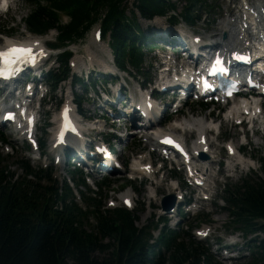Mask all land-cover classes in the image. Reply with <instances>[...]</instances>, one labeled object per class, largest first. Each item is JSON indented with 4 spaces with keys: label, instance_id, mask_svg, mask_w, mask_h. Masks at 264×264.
Wrapping results in <instances>:
<instances>
[{
    "label": "trees",
    "instance_id": "16d2710c",
    "mask_svg": "<svg viewBox=\"0 0 264 264\" xmlns=\"http://www.w3.org/2000/svg\"><path fill=\"white\" fill-rule=\"evenodd\" d=\"M23 1L29 8L22 17L27 31L57 30L55 40L49 42L52 48L66 47L98 22L103 34L110 35L116 66L127 69L129 65L138 74L142 73L145 58L142 47L148 45L150 38L141 29L137 14L144 19L168 16L172 24L194 26L202 17L201 11L212 7L208 0H133L132 8L128 7V0ZM61 13L67 14L66 23L61 22ZM9 24L2 23L1 30L12 33L6 28ZM69 56L68 49L62 50L57 56L58 66L44 74L53 89L70 76ZM71 78L86 86L79 77ZM75 98L80 108L84 96ZM0 139L6 141L1 132ZM16 163L22 175H15L0 162V264H221L203 242L189 231H179L181 225L175 230L168 227L165 219H152L138 226V209L101 211L102 203L94 196L84 198L83 208L66 180L58 183L51 177L50 168L34 169L24 158ZM259 164L263 178H242L240 183L225 187V196L220 197L235 229H241L247 238L250 234H263L262 238H252L245 264H264V159ZM77 173L80 175L81 171H73L74 176ZM76 184L85 185L82 175ZM106 184L108 178L98 187ZM191 226L188 224L187 228ZM156 230L158 234L154 236ZM185 235L189 236L187 241Z\"/></svg>",
    "mask_w": 264,
    "mask_h": 264
},
{
    "label": "rangeland",
    "instance_id": "374dc122",
    "mask_svg": "<svg viewBox=\"0 0 264 264\" xmlns=\"http://www.w3.org/2000/svg\"><path fill=\"white\" fill-rule=\"evenodd\" d=\"M172 1L176 2L177 0H172ZM132 2L133 0H128V5L130 8H132ZM208 2L211 5H213V8L207 11H201L202 20L197 23L196 27L191 28L186 26L184 23H179V25H176L171 29L174 30V32L179 33V36H181L180 34L186 33L189 30L198 33H205L206 35L216 34L218 33L219 27L222 24L221 21L223 20L225 9L228 10L231 9L232 13L234 14L235 13L234 11L237 10L238 7H240V0H234V2H228V0H208ZM180 7L181 4L179 5V9ZM28 10H29L28 4L25 1L10 0L8 10L6 12L0 10V29H4L2 23L9 22L10 24L6 28L12 29L11 30L12 33L9 34L8 37H13L18 39H23L27 37L28 34L22 24V17H24L28 13ZM225 13L227 14L226 11ZM127 15L130 16L128 12ZM154 18H152L151 20H145L142 19L140 16H138V22L141 26V29L147 35L150 33H154L157 36L163 35L161 32H163V30H168V25L165 21L167 20V18L166 17L159 19L157 18L154 19ZM96 26L97 23L96 24L94 23L85 33L84 40L80 41V43L76 45L71 46L72 48L71 61L72 63H74V65L71 67V65L69 64L71 67V72H73L76 77H80V78L84 77L83 79H85V75H88V81L95 82L96 85L95 87L92 85L91 86L87 85L88 90L84 89L83 86H80L79 83H75V84L72 83L74 96L75 94H81L83 92L86 93L87 98L86 101H84L83 104L81 105V109H84L87 112L86 113L87 116L86 118L83 117V120L89 121L90 123H93L91 119L92 116L91 114H93L94 108L96 109V112L97 111L103 112V110H101L102 108L100 110H97L98 108H100V105L105 106L112 101L113 91L114 89H116V86H114V84H111L109 82L114 80L116 84L118 83L121 84V86L124 88V90L121 91L122 92L121 97L126 92V86H124V78H123V76H126L125 73L124 74L119 73V76L113 78L110 76L111 75L110 73L115 71L112 67V64L110 68H107L106 66L103 67L98 66L97 62L92 61V59L87 60L88 58L87 56L89 55V53L87 52V49L89 47L88 45H90L91 50H93L91 42L93 39L92 35L96 29ZM55 35H56V31L52 29L47 34H44L40 37L45 41L46 44V42H48L49 40H53ZM4 38H6V36L0 33V44L5 40ZM180 39H182V37H180ZM99 43L101 47L103 46L105 48V50L103 51L102 49H96L93 50L92 53L94 54V53H98L99 51H102L101 53L99 52V55L101 57L102 55H105L103 57L111 61L110 49L107 46L106 40H100ZM160 45L161 44L158 43V45L154 49H147V48L144 49L143 52L145 54V58H144V63L142 65L143 66L141 70L142 73L138 77L139 79L138 81L135 80L136 78L134 79L131 76L127 75L128 82H130L131 85L133 84L135 89L138 88L137 85L140 82H143L142 83L143 85H147V82L150 81V85L152 86L155 80L157 79V71L155 69V66L157 65L160 59L159 58L160 52L157 50V47H159ZM164 49H168V47ZM59 50L62 49H57L52 51L58 53ZM50 51L51 50H48V52ZM53 59H54V55L47 62L48 67L55 65L53 63ZM93 60H96L95 56L93 57ZM85 62L93 64L89 74H87L88 68H85ZM81 68L82 70H84V72L82 73L80 72ZM132 71L133 74L139 75L136 73L134 69H132ZM70 80L71 77L65 79L58 85L56 89L51 91L49 99L45 100V104L40 110L41 116L44 115L43 116L44 118H42L38 124L37 134L41 139L45 141L42 149L43 152L45 153V156L42 157L40 160L36 161L32 159V151L30 150L29 147H27V145H25L24 141H22L19 138V133H14L11 131V133L8 134L5 131L4 127L0 125V132H2L6 136L8 142L10 141L8 144H4V145L0 144V159H1L0 162L1 164L7 165L10 171H13L15 175L18 176L22 175L23 171L16 162L20 158H25L30 161V165L34 169H36L37 167H45L44 165L48 164L51 165L52 168L55 170V173H53V175H56L59 178L64 177L66 174L70 176L71 172L70 170L67 169V167L63 165L57 166L53 164L52 161L53 153L50 154V150H49V141H50L49 138L51 136V126H52L50 124H52L51 121L53 120L52 108H54L53 106L62 100L63 95L61 94L60 89L66 88L67 90V84L70 82ZM46 85L48 84L46 83ZM101 85L105 87L106 93L108 94L107 96H109V98L105 96V94L103 93V91H101V89H99L101 88ZM131 87L132 86H130L129 88ZM98 89L100 92L99 96L95 93V91H97ZM158 97H160L159 101H161L162 104H164L166 101L172 100L169 99L167 96H163L161 94H158ZM49 102L51 104H49ZM210 109L211 108L209 107L206 110L202 111L198 103L190 102L188 104L183 105L179 113L174 116H171L170 120L172 121L175 118L176 119L181 118L183 115H185L187 118H190L192 116V112H194L193 116L195 117H205V116L208 117ZM213 114L217 115V118H215V116L214 117L209 116V117H212L211 121H214L218 125V122L221 120V116H220L221 113H219V111H214ZM98 121L94 123L99 124L101 127H104L105 129L109 128L108 123H105L102 120H98ZM221 123H222L221 125H218L215 128V130H219L218 134H214L211 131H206L205 133V137L207 139L209 138L213 139L214 143L212 144V150H214V152L218 155L216 157L214 153L216 158L213 161V164L211 165L212 168L210 171L211 176L209 177V183H208L210 188L208 189L205 195V196H209L210 200H201L200 202H198V205H202L200 210L197 213L193 212L190 214L189 213L186 214L184 219H182L181 216L175 215L174 218L170 220L169 224L171 227L175 228L174 226H176L177 223L181 222V226L178 228V230L185 231V226L187 224L190 223L194 224L195 221L199 218H208L206 221L201 220L202 221L201 223H207L211 227L212 233L209 236V239L206 241V243L210 244L212 252H215L217 257L216 258L214 256L215 259L221 261L222 262L221 264H227V260L223 258V256L221 255L222 251L218 248H215V246H211V243L214 242V240L217 237L221 239L222 242L221 244H224L225 241L229 238V235H232L237 240V244L234 246L236 250L235 255L237 257L231 261V264H245L248 261L249 248H251L253 242L252 238L253 237L262 238L263 234L259 233V236H256L255 234H250L248 235V238H246L243 231L239 228L235 229L234 225L230 222L228 216L229 214L227 210L224 209L225 205L223 201H221L219 198L225 196V192L223 191L225 187L233 186L240 183L242 178L251 179V180H257L258 176L263 178V174L259 169L260 166L259 161L261 159H264V117L258 119V123L256 124V128L258 129V132L253 133V130H250L249 127L244 129L246 133V139L248 140V145L243 147L242 144L245 141L242 135L243 129L240 126L237 125L235 126L234 124L228 121ZM159 125H161V127L165 129H170L171 126L170 123H168V120L164 124H159ZM122 129L123 128H121V130ZM175 132L181 133V131L177 129H175ZM184 134H186V138L190 140L189 142L193 141L194 138L196 137V132L194 131L190 133L187 132ZM187 134H189V136H187ZM228 141L233 142L234 145L236 144L240 145V148L243 151V156L246 159H251L250 165L248 167L245 166L243 167L242 165L238 164L239 166L235 168L234 171L229 170L227 168L228 163L231 161V156L230 158H227L228 155L225 152L223 145L225 142ZM6 145L8 146L7 148L9 149L8 152L4 148ZM145 151L146 149L144 147V142H142L141 139L131 138L128 147H126L121 152L122 158L123 160H125V162L121 160L123 162L122 169L121 170L118 169L113 174H110L108 176V184L102 185L101 187H95L93 181H98V182L102 181L104 177H100L98 174L95 175L97 171L94 170L93 168L84 169L85 171H88L91 174V177L87 178V181L89 183L88 187L80 185L81 191L78 190L79 192L76 196V201L78 202V204L84 208L86 205L84 198L89 195L91 197L94 196V198L99 199L101 201L102 203L100 206L101 211L111 210L112 208L123 207L122 204H120L118 198H121V194L124 193L126 190H131V195L132 197L134 196L133 210L138 209V215H139V221L136 222V225L141 226L147 223L148 221H151L152 219H154L152 221L155 222L156 219L154 217L156 216L154 212L156 214L163 213L161 208H156V207H159V202L161 201V198L163 196L172 193L171 188H173V186L171 184L174 183L175 179L170 178V176H172L173 170L169 169L168 166L165 165L163 169H159L161 165V163L159 162L160 156L157 155L158 153L155 151L151 153L152 162L150 164L154 162V165L153 166L151 165V170L149 171L150 173H146L149 167L144 172V174L146 173V176H143L140 173H131L130 172L131 156L137 153L144 154ZM219 157L225 158L222 166L217 164V159ZM178 167L181 173H179L178 170L175 169L176 175H181V174L184 175V171L182 170V167L180 166ZM129 176L136 177V179L131 180ZM69 183L72 186V182ZM76 185L72 186L74 188V192L77 188ZM150 185H154L156 186V188H150ZM90 189H92L93 191H91ZM147 189H152V190L154 189L155 192H157L156 198H153V196L150 199L148 197H145L147 193ZM199 192L200 189L196 188L195 190H193V192L191 193L188 192V196L196 198L197 196H200ZM108 201L110 202L115 201L117 205L109 206L107 204ZM168 215H170V213ZM202 227H203L202 225H193V230L190 233L191 234L193 233L194 236L201 237L196 231V229H201ZM209 230L210 229L208 228V231ZM157 233L158 230L154 231V236H156ZM182 236L184 235L182 234ZM188 237H189L188 235H185V237H183L184 241H187ZM97 255L100 257L102 256L100 254Z\"/></svg>",
    "mask_w": 264,
    "mask_h": 264
},
{
    "label": "bare ground",
    "instance_id": "6f19581e",
    "mask_svg": "<svg viewBox=\"0 0 264 264\" xmlns=\"http://www.w3.org/2000/svg\"><path fill=\"white\" fill-rule=\"evenodd\" d=\"M231 1H234V0H231ZM250 3H252V4H255V5H259L258 7L259 8H261V6L263 7L264 6V3H262L261 2V0H251V1H249ZM247 3V2H246ZM0 5H2V0H0ZM226 12L227 13H229V14H233L232 13V10L230 9V10H226ZM241 13V12H240ZM253 15H250V17H249V19L246 21L247 23H250L251 22V24H255V26H257V25H260L261 24V13H259V12H256V10H255V13H252ZM229 17H227V19H224V21H223V23L221 24V26L219 27V32H218V34H222L223 32H225V31H229V34L231 35V34H233V36H235L234 35V31L235 30H238L237 28H239V27H243V25L240 23V24H238V23H235V22H233L230 26L228 25L229 23H231V19H228ZM156 22H157V20H156ZM155 22V23H156ZM163 26V25H162ZM228 28V29H227ZM240 29V28H239ZM247 32V33H250L253 37H254V39H255V36H257L260 40H264V34L263 33H257L256 31H252V30H250V29H248V28H244L243 27V30H240V34H242V35H244L245 34V32ZM162 33V32H161ZM163 34V33H162ZM217 34V35H218ZM255 35V36H254ZM219 36V35H218ZM158 38V37H157ZM26 39H31V40H33V41H35V43L36 44H43L42 43V40L41 39H33V38H26ZM159 39V38H158ZM161 39V38H160ZM158 41V40H157ZM161 41V40H160ZM222 47V46H221ZM264 47V45H261L260 46V49H262ZM40 50V49H39ZM220 50H223V49H220ZM262 50H264V49H262ZM42 53H41V55H43V56H46L47 55V51L45 50V49H42ZM248 56V60H250L252 63L254 62L256 65H259V64H261L262 63V61H263V59H264V57H263V55H258L259 57H257V58H254V57H251L250 55H247ZM98 59V57H96V60ZM107 60V59H106ZM109 61V60H108ZM240 61H242V60H240ZM238 63H241V62H238ZM259 67L260 68H264V64H263V66L262 65H259ZM217 71H214V72H212V73H210V72H208V73H203L204 74V76H206V77H210V76H213L214 75V73H216ZM113 73V72H112ZM257 73H258V75L257 76H259L260 75V73L258 72V70H257ZM239 74V73H238ZM243 74H239L238 76H237V81L236 82H234V79H232V82H233V84L235 85V86H239L240 84H239V80H238V78H242L243 76H242ZM255 77V76H254ZM157 81H159V79L157 78L156 80H155V82H157ZM150 82V81H149ZM165 82H167V81H165ZM164 82V83H165ZM143 85V84H142ZM245 85H248V87H252V89H255V87L253 86V85H251V84H245ZM119 86H120V84H117V92L118 93H120V89H119ZM215 88H214V91L212 90V92H215L218 88H219V86H214ZM199 89H200V86H199ZM206 89L208 90V89H213V88H209V86H206ZM138 91H139V88H137L136 89V92H137V94H138ZM209 91V90H208ZM260 92V89H258L257 90V93H259ZM204 93V92H203ZM202 93V94H203ZM207 93V92H206ZM207 94H211V93H207ZM260 94V93H259ZM213 98V97H212ZM159 97H156V100H158L159 101ZM257 100L258 99H254V98H252L251 100L250 99H248V98H245V99H241L240 100V102H238L239 104H234L231 108H230V110H229V112H228V114H231L232 116L231 117H233L234 119H237L238 118V116H239V113H240V109L241 108H243V109H249L250 110V115H255V113H256V109H257V107H259V105L257 106ZM135 100H133V102H134ZM262 101H264V99L262 100ZM175 102L177 103V101L175 100ZM118 109V113L117 114H115L114 116H112V118H110L111 117V113L113 112V110L110 112V114L108 115V124H111V123H113L115 120H116V117H117V115H119V113H121L123 110H125V109H127V106H124V107H119V108H116V109H114V110H117ZM143 109V111H148V109L146 108V107H143L142 108ZM220 109L221 108H218V110L217 111H220ZM212 115H213V113H212ZM124 116V115H123ZM161 117V116H160ZM230 117V118H231ZM121 118H123V117H121ZM125 118V117H124ZM228 118H229V116H228ZM241 118V117H240ZM254 119V118H253ZM259 119V118H258ZM258 119H256V123L255 124H253V126L254 127H256V124L258 123ZM99 120H102L101 118L99 119ZM120 120V119H119ZM212 120V118H208V119H206V118H203V117H190V118H184V119H182V120H180L178 123H177V127L178 128H180V129H187L188 131H190V132H195V131H197L196 132V137L194 138V140L190 143V147H191V152H192V154H194L195 155V153L197 152V153H199V152H203L204 154H206L207 155V157L205 158V159H198V160H195V163H191V164H189L191 167H192V169H193V172H194V178H192V179H199V180H202V185H203V187H207L206 185H207V182H209V177L211 176V174H210V171H211V165L213 164V161L215 160V155H214V150H212V144L214 143V141H213V139H211V140H209V139H207L206 137H205V133H206V131H209V130H211L212 129V127H215V126H217V124L214 122V121H211ZM228 121V120H227ZM226 121V122H227ZM105 124V123H104ZM153 124V122L151 123V125ZM123 125V124H122ZM158 125L159 124H157V125H155L154 127H153V129H150L149 130V133H145V134H142V136H144L145 137V141L146 142H148V141H150V140H152V141H154L155 142V145L153 146L154 147V149H158V147L160 146V147H162V145H156L157 143H156V141H155V136L158 134H160L161 133V131H162V129H159L158 128ZM10 126H11V124H8L7 126H5V131L9 134V133H11V130H10ZM93 126L98 130V132L99 133H105V132H107V131H101L102 130V128L103 127H101L99 124H93ZM116 126L117 127H119V122H117L116 123ZM120 127H121V125H120ZM143 127H144V125L141 123L138 127H136V128H134L135 130L133 131H131V135H132V133L134 132V133H136V132H141L142 131V129H143ZM12 129H13V127H12ZM110 130H112L111 128H109ZM80 130H81V126H79V127H75V128H73V129H71L70 130V132H72V134L73 133H77V132H80ZM139 130V131H138ZM153 131H155V134H153ZM87 132H89V133H91V130H88ZM190 132H188V133H190ZM92 133L93 134H95V132L94 131H92ZM107 134H108V137H112L113 136V133H110L109 131L107 132ZM218 134V133H217ZM161 136V135H160ZM76 139H78V137H75ZM207 139L208 140V142H209V144H208V147H207V149H205V147H204V144L202 143V140H204V139ZM22 139V141H24V143H25V145H27V146H30V144L28 143V142H26L23 138H21ZM70 140H74L73 139V137H70L69 138ZM78 141V140H77ZM91 141V140H90ZM53 142V141H52ZM52 142H49V145H51L52 144ZM57 142V141H56ZM23 143V142H22ZM82 143V142H81ZM233 143V142H232ZM256 143H258V142H256ZM81 147H83V146H81ZM233 148H236V149H239L240 150V145H238V144H236V145H233ZM163 149V148H162ZM227 149L229 150H231V145H227ZM159 150V149H158ZM161 150V149H160ZM229 152V154H230V156H231V161L228 163V165H227V168L229 169V165H234V164H239V165H242L243 167L245 166V167H248L249 165H250V162H251V159H246L243 155H241L240 153H238L237 151H228ZM173 153H176V152H173ZM178 154V153H177ZM80 159H81V161L84 163H86L85 165H83L82 167H85V169H87L88 168V163L85 161V159L83 158V157H80ZM104 160V159H103ZM237 162H236V161ZM105 161V160H104ZM77 162H71L70 163V165H72L73 167H77ZM149 165H150V162L148 163ZM148 164H146L145 162H144V160H140L139 162H137V161H134V162H132L131 163V166H130V172H133V173H142V174H144V172L146 171V169L149 167V165ZM184 166H186V165H184ZM85 176L86 177H88V173H87V171H86V174H85ZM65 180L66 181H69L70 179L69 178H65ZM206 183V184H205ZM155 190L153 189H148L147 190V193H146V197H148L149 199L150 198H152V196H153V192H154ZM125 194H128V195H130V196H132L131 195V190H126L125 191ZM89 196V195H88ZM87 196V197H88ZM124 197V196H123ZM169 214V213H168ZM204 231H208V228H204V229H202V232H204ZM202 232L200 233V236H202L201 234H202Z\"/></svg>",
    "mask_w": 264,
    "mask_h": 264
},
{
    "label": "snow or ice",
    "instance_id": "6c2138e0",
    "mask_svg": "<svg viewBox=\"0 0 264 264\" xmlns=\"http://www.w3.org/2000/svg\"><path fill=\"white\" fill-rule=\"evenodd\" d=\"M238 60H246V57L236 55ZM35 62V56L31 47H24L21 45H12L3 49H0V76H7L14 71L15 66L20 63ZM214 71L226 72L221 66V61L217 59L216 64L213 66ZM165 142L173 143L171 139L166 138Z\"/></svg>",
    "mask_w": 264,
    "mask_h": 264
},
{
    "label": "water",
    "instance_id": "95a60500",
    "mask_svg": "<svg viewBox=\"0 0 264 264\" xmlns=\"http://www.w3.org/2000/svg\"><path fill=\"white\" fill-rule=\"evenodd\" d=\"M204 157H206V155H203ZM173 198V196H172ZM173 206V202L171 201L169 204L167 203V208H171Z\"/></svg>",
    "mask_w": 264,
    "mask_h": 264
}]
</instances>
